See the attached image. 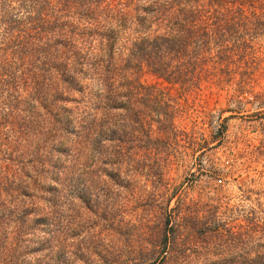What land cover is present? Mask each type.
<instances>
[{
	"label": "trees",
	"instance_id": "obj_1",
	"mask_svg": "<svg viewBox=\"0 0 264 264\" xmlns=\"http://www.w3.org/2000/svg\"><path fill=\"white\" fill-rule=\"evenodd\" d=\"M17 3L12 41L0 49V232L23 226L1 215L14 186L72 184L77 171L97 167L116 172L118 183L126 165L157 177L161 193L146 205L149 214H163L166 177L208 143L204 133L198 142L195 131L177 125L194 115L190 92L207 83L244 94L263 82L264 0ZM146 76L158 82L146 84ZM173 88L179 95L170 94ZM184 137L190 148L181 145ZM251 154V181L259 187L238 195L248 204L212 207L202 223L199 209L179 207L150 264H264V139ZM185 224L204 232H181ZM16 255L0 249V264Z\"/></svg>",
	"mask_w": 264,
	"mask_h": 264
},
{
	"label": "rangeland",
	"instance_id": "obj_2",
	"mask_svg": "<svg viewBox=\"0 0 264 264\" xmlns=\"http://www.w3.org/2000/svg\"><path fill=\"white\" fill-rule=\"evenodd\" d=\"M17 10V0H0V49L12 41ZM258 44L264 53V37ZM143 80L146 84L158 82L151 76ZM262 81L244 94L227 85L211 87L207 83L190 92L188 104L194 115L191 120H178L177 125L190 135L195 131L198 142L204 133L208 143L194 157L181 156L179 165L166 177L168 202L163 214L158 210L149 214L146 205L161 193V184L151 173L135 172L126 165L118 183L113 180L118 174L111 170L102 172L97 167L87 175L77 171L70 176H75L72 184L14 186L13 197L5 200L9 211L1 215L23 222V226L18 232H0V249L17 253L11 264H150L161 251L160 235L166 231L167 219L179 207L199 209L195 216L202 223L209 220L212 207L247 205L238 195L241 189L259 187L251 181L256 178L251 152L264 139V114L259 115L264 111L259 105L264 99V78ZM179 93L178 88L170 90L172 96ZM232 95L250 103L237 105L231 101ZM221 126H226L222 135ZM181 145L190 148L189 139L184 137ZM86 177L92 180L86 181ZM89 194L92 198L85 197ZM180 231L204 232V227L185 224Z\"/></svg>",
	"mask_w": 264,
	"mask_h": 264
}]
</instances>
